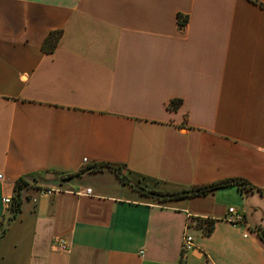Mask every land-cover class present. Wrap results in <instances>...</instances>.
<instances>
[{
  "label": "crops",
  "instance_id": "0c3cea01",
  "mask_svg": "<svg viewBox=\"0 0 264 264\" xmlns=\"http://www.w3.org/2000/svg\"><path fill=\"white\" fill-rule=\"evenodd\" d=\"M94 164L161 192L254 188L159 199ZM0 173V264H264V8L0 0Z\"/></svg>",
  "mask_w": 264,
  "mask_h": 264
},
{
  "label": "trees",
  "instance_id": "16d2710c",
  "mask_svg": "<svg viewBox=\"0 0 264 264\" xmlns=\"http://www.w3.org/2000/svg\"><path fill=\"white\" fill-rule=\"evenodd\" d=\"M253 2L258 3L260 6L264 8V3L258 1V0H252ZM179 25L180 27H183L185 23L187 22V16H184L182 14H179ZM57 32V31H56ZM56 32H52L50 35H54ZM59 33V32H57ZM181 100L180 99H172L170 100L168 104L169 109H176L180 106ZM109 168L116 172L117 176L121 179V181L126 184L130 185L133 188L138 189L139 191L146 193L148 195L156 196L157 198H164V199H178V198H184V197H189V196H194V195H201V194H207L216 188L224 187V186H237L238 188L244 190H252L254 188L251 183H249L246 179L238 177V178H228L216 182L209 183L207 185H202L197 188L189 189V190H182V191H177V192H161V191H156L152 189H148L138 183H135L132 181L126 173H124L123 168L119 165H111V164H94L89 167L91 170H100L103 168ZM28 182L26 181L25 178L21 177L19 178L16 183H15V189H16V197L14 198L13 202V207L15 211L20 210V205L22 203L21 195H20V189L22 186L27 185ZM214 219L211 218H198L197 219V225L199 227H202L204 232L206 234H209L212 232L214 228ZM256 231L261 237V239L264 241V230L261 229L260 227H256Z\"/></svg>",
  "mask_w": 264,
  "mask_h": 264
},
{
  "label": "built area",
  "instance_id": "2783aa9c",
  "mask_svg": "<svg viewBox=\"0 0 264 264\" xmlns=\"http://www.w3.org/2000/svg\"><path fill=\"white\" fill-rule=\"evenodd\" d=\"M3 179V174L0 173V180ZM86 193H90L91 189L87 188ZM4 203L9 205L11 203V197H4ZM226 219L231 221L234 224H242L244 222V216L243 213L241 211H239L238 209H236L234 206H231L228 208V213L226 216ZM191 224V217L188 215L187 217V221H186V227L189 226ZM59 244L64 247L65 246V241L62 239H59ZM194 248V238L193 236L188 233L185 232L183 234V238H182V250L183 252H188L189 250H192Z\"/></svg>",
  "mask_w": 264,
  "mask_h": 264
}]
</instances>
